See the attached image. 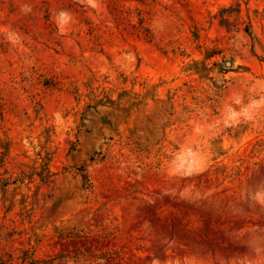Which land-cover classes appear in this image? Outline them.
I'll return each mask as SVG.
<instances>
[{
	"label": "rangeland",
	"instance_id": "rangeland-1",
	"mask_svg": "<svg viewBox=\"0 0 264 264\" xmlns=\"http://www.w3.org/2000/svg\"><path fill=\"white\" fill-rule=\"evenodd\" d=\"M0 264H264V0H0Z\"/></svg>",
	"mask_w": 264,
	"mask_h": 264
}]
</instances>
